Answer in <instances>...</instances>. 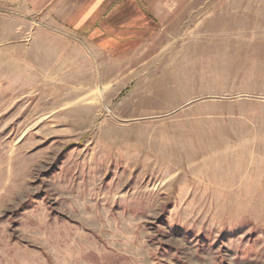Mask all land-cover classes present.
<instances>
[{
  "label": "rangeland",
  "instance_id": "obj_1",
  "mask_svg": "<svg viewBox=\"0 0 264 264\" xmlns=\"http://www.w3.org/2000/svg\"><path fill=\"white\" fill-rule=\"evenodd\" d=\"M126 10L142 43L32 68L0 4V264H264V0Z\"/></svg>",
  "mask_w": 264,
  "mask_h": 264
},
{
  "label": "crops",
  "instance_id": "obj_2",
  "mask_svg": "<svg viewBox=\"0 0 264 264\" xmlns=\"http://www.w3.org/2000/svg\"><path fill=\"white\" fill-rule=\"evenodd\" d=\"M129 0H0L26 19L29 67L58 65L60 53L124 52L142 43L145 15H128ZM137 5V2L135 1ZM138 6V5H137ZM136 6V7H137ZM150 19V16L147 15ZM152 23V22H151ZM26 26V25H25ZM85 47V48H84ZM57 59V60H56ZM56 60L55 64L52 62ZM47 61V63H41Z\"/></svg>",
  "mask_w": 264,
  "mask_h": 264
}]
</instances>
